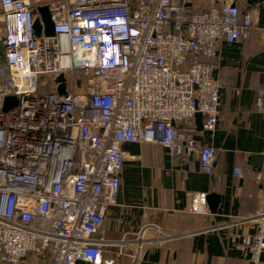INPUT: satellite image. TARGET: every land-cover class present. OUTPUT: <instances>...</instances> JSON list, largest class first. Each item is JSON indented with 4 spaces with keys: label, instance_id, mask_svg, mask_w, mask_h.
I'll use <instances>...</instances> for the list:
<instances>
[{
    "label": "built area",
    "instance_id": "2783aa9c",
    "mask_svg": "<svg viewBox=\"0 0 264 264\" xmlns=\"http://www.w3.org/2000/svg\"><path fill=\"white\" fill-rule=\"evenodd\" d=\"M237 1L0 0V264H116L93 237L117 205L124 144L195 158L211 174L214 151L194 122L199 113L202 132L217 127L218 45L252 31L264 39V19L250 12L264 0L244 12ZM41 6L53 37L32 35ZM8 96L18 104L3 112ZM255 111L264 117V85ZM259 178L264 190V164ZM190 211L207 213L205 194ZM253 221L245 249L249 264H264V208Z\"/></svg>",
    "mask_w": 264,
    "mask_h": 264
},
{
    "label": "crops",
    "instance_id": "0c3cea01",
    "mask_svg": "<svg viewBox=\"0 0 264 264\" xmlns=\"http://www.w3.org/2000/svg\"><path fill=\"white\" fill-rule=\"evenodd\" d=\"M237 6L244 12L247 3ZM251 10V8L249 9ZM255 20L264 10L250 11ZM264 39L256 31L233 44L221 41L215 70L220 108L215 131L195 135L210 145L215 160L211 174L195 158L171 160L152 144H124L121 189L94 240L105 259L116 264H249L245 240L254 235L255 214L264 208L260 170L250 161L264 157V117L255 97L264 85ZM264 164V162H263ZM240 168L243 176L235 178ZM221 197L216 214L190 211L196 195ZM24 264H49L29 256ZM76 264H85L77 262Z\"/></svg>",
    "mask_w": 264,
    "mask_h": 264
},
{
    "label": "water",
    "instance_id": "95a60500",
    "mask_svg": "<svg viewBox=\"0 0 264 264\" xmlns=\"http://www.w3.org/2000/svg\"><path fill=\"white\" fill-rule=\"evenodd\" d=\"M263 2V0H246L247 6L250 8L252 6L259 5ZM36 13L38 14V18L34 20L33 27H32V35L34 38L40 36L43 32L44 36L46 37H53L54 36V27L53 22L51 21L50 13L46 6H41L36 9ZM3 56V47L0 44V57ZM55 83L59 84L57 87V94L58 95H65V88H66V78L63 74L57 76L54 80ZM18 104V100L15 96H8L4 99L2 105V111L7 112L13 108H15ZM195 125L198 131L202 130V116L201 114L195 115ZM251 163L258 168L259 170L263 167L264 157L261 155H253L250 157ZM221 197L216 194H208L206 196V205L209 209L211 214H216L218 207L220 205Z\"/></svg>",
    "mask_w": 264,
    "mask_h": 264
},
{
    "label": "bare ground",
    "instance_id": "6f19581e",
    "mask_svg": "<svg viewBox=\"0 0 264 264\" xmlns=\"http://www.w3.org/2000/svg\"><path fill=\"white\" fill-rule=\"evenodd\" d=\"M18 83H19L22 87H26V86H25V81H24V80L19 81Z\"/></svg>",
    "mask_w": 264,
    "mask_h": 264
},
{
    "label": "rangeland",
    "instance_id": "374dc122",
    "mask_svg": "<svg viewBox=\"0 0 264 264\" xmlns=\"http://www.w3.org/2000/svg\"><path fill=\"white\" fill-rule=\"evenodd\" d=\"M240 3H241V5L244 4V0H240ZM69 78H71V77H69ZM73 79H74V78L72 77V79L70 80V82H72ZM75 79H76V78H75Z\"/></svg>",
    "mask_w": 264,
    "mask_h": 264
}]
</instances>
